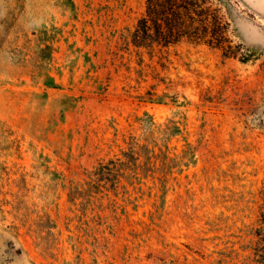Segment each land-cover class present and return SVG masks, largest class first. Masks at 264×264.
I'll return each mask as SVG.
<instances>
[{
    "label": "rangeland",
    "instance_id": "rangeland-1",
    "mask_svg": "<svg viewBox=\"0 0 264 264\" xmlns=\"http://www.w3.org/2000/svg\"><path fill=\"white\" fill-rule=\"evenodd\" d=\"M199 1L219 46H136L147 0H0V264H260L264 17Z\"/></svg>",
    "mask_w": 264,
    "mask_h": 264
},
{
    "label": "trees",
    "instance_id": "trees-1",
    "mask_svg": "<svg viewBox=\"0 0 264 264\" xmlns=\"http://www.w3.org/2000/svg\"><path fill=\"white\" fill-rule=\"evenodd\" d=\"M199 6V0H147L146 15L132 33L134 44L138 47L153 44L168 46L184 38L194 42L204 41L210 45L216 44L214 42L216 33L208 30V24L202 19ZM194 14L201 16L199 17L201 19ZM262 223H264V215ZM258 236L260 239L259 263L264 264V225L258 232Z\"/></svg>",
    "mask_w": 264,
    "mask_h": 264
},
{
    "label": "crops",
    "instance_id": "crops-1",
    "mask_svg": "<svg viewBox=\"0 0 264 264\" xmlns=\"http://www.w3.org/2000/svg\"><path fill=\"white\" fill-rule=\"evenodd\" d=\"M255 13L264 17V0H242Z\"/></svg>",
    "mask_w": 264,
    "mask_h": 264
}]
</instances>
